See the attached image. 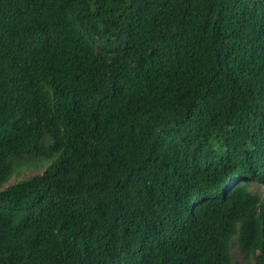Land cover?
Segmentation results:
<instances>
[{
    "label": "trees",
    "instance_id": "1",
    "mask_svg": "<svg viewBox=\"0 0 264 264\" xmlns=\"http://www.w3.org/2000/svg\"><path fill=\"white\" fill-rule=\"evenodd\" d=\"M234 247L264 264V0H0V264Z\"/></svg>",
    "mask_w": 264,
    "mask_h": 264
},
{
    "label": "rangeland",
    "instance_id": "2",
    "mask_svg": "<svg viewBox=\"0 0 264 264\" xmlns=\"http://www.w3.org/2000/svg\"><path fill=\"white\" fill-rule=\"evenodd\" d=\"M36 173L35 170H24L20 178H12V181H18L23 178H28ZM253 189H257V186L253 185ZM232 254H233V264H246V262L242 259L241 255L239 254V251L236 247L232 248Z\"/></svg>",
    "mask_w": 264,
    "mask_h": 264
}]
</instances>
